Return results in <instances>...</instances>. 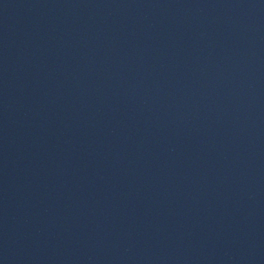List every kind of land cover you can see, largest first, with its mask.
Segmentation results:
<instances>
[{
    "label": "water",
    "instance_id": "obj_1",
    "mask_svg": "<svg viewBox=\"0 0 264 264\" xmlns=\"http://www.w3.org/2000/svg\"><path fill=\"white\" fill-rule=\"evenodd\" d=\"M0 264H264V0H0Z\"/></svg>",
    "mask_w": 264,
    "mask_h": 264
}]
</instances>
